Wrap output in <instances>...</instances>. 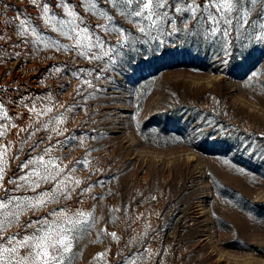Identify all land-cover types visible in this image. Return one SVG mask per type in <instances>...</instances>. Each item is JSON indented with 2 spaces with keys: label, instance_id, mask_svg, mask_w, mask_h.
<instances>
[{
  "label": "rangeland",
  "instance_id": "374dc122",
  "mask_svg": "<svg viewBox=\"0 0 264 264\" xmlns=\"http://www.w3.org/2000/svg\"><path fill=\"white\" fill-rule=\"evenodd\" d=\"M69 2L92 27L109 24L85 12L81 0ZM0 6V35L10 38L0 40V111L8 116H0L6 130L0 144L18 157L8 161L5 186L23 174L19 165L35 141L44 139L31 155L48 144L59 149L62 166L75 168L70 175L81 181L76 193L87 191L29 216L64 204L92 214L74 244L72 264H124L125 257L137 264H264V42L254 39L264 23L259 5L246 0L248 20L257 26L245 25L225 54L219 34L206 40L195 30L180 31L162 36L163 43L150 40L106 0H97L111 23L130 30L137 42L107 66L101 74L107 79L95 88L73 70L98 72L103 61L21 43L17 25L24 17L60 43L74 41L44 25L30 0H0ZM97 32L112 45L120 39ZM33 103L53 111L37 118L29 110ZM61 113L59 134L43 129ZM145 249L151 258L145 253L141 260Z\"/></svg>",
  "mask_w": 264,
  "mask_h": 264
},
{
  "label": "snow or ice",
  "instance_id": "6c2138e0",
  "mask_svg": "<svg viewBox=\"0 0 264 264\" xmlns=\"http://www.w3.org/2000/svg\"><path fill=\"white\" fill-rule=\"evenodd\" d=\"M106 2L150 40L163 43L162 36L173 35L180 31L191 35L195 30L206 40L216 38L219 34L218 42L225 54L230 52L229 42L234 43L235 39L244 35L245 25L257 26L256 19L248 20L251 8L245 7L246 0H202V2L201 0H106ZM30 3L40 9V18L44 25L50 26L60 36L74 43H60L40 31L32 19L17 17L20 19L17 25L18 34L24 37L21 43L35 45L44 43L46 47L76 51L77 56L90 61H103L105 66L100 67L98 72L96 69L73 70L74 75L85 74L83 83L89 88H95L98 81L107 79L106 76L101 75L107 71V66L117 63L121 52L137 42V38L133 37L130 30L111 23L113 16L103 8H98L97 0H81V4L87 5L85 12L98 14L109 21V24H97L95 27H92L78 12V5L72 4L69 0H57L53 6H50L47 0H30ZM249 3L253 6L259 5L257 16L264 19L261 15L264 13V0H249ZM56 8L61 9V12L57 13ZM2 9L3 6H0V11ZM179 24L184 26L183 29L178 26ZM258 27L261 32L254 39L264 42V23H260ZM97 29H102L105 33H116L120 39L112 45L104 36L98 34ZM29 36L33 39H28ZM6 39L10 38L0 35V40ZM248 54L250 55V52ZM56 71L59 69L57 68ZM255 75L256 73H253V76ZM77 95H82L81 89H77ZM88 98L83 96V100ZM48 99L51 102L52 98ZM79 103L74 101V106H79ZM3 107V103L0 102V110ZM29 110L39 118L51 113L53 106L38 109L33 103ZM65 111H72V107ZM0 116L8 119L7 113L3 111H0ZM63 123L61 113L59 116H52L42 127L44 130L59 134V126ZM20 131L26 129L21 128ZM36 131H40V128ZM5 134L6 130L0 128V138ZM32 134L29 132V136L21 141V144L26 143ZM41 143H44L43 138L30 145V152L26 153L28 158L19 165L23 174L7 180V184L13 185L11 188L5 186L4 178L8 171V161L18 157L9 155V147L0 144V188L3 189V193L0 194V264H72V259L77 254L74 251V244L80 239L82 225L87 224L88 218L92 215L71 204H64L62 207L49 209L45 215L36 219L29 216V213L35 215L49 205H58L62 200L72 199L73 193H76V189L81 184L79 179L70 175L76 170L75 168L66 171V166H62L63 158L57 155L59 149L54 145L48 144L36 155L30 154L35 152ZM21 150L18 149V152ZM46 185L49 187H45ZM84 191L87 189H80L76 195H81ZM24 217L28 218L22 219ZM13 228L16 230L10 231ZM110 235L116 238V233ZM145 253L151 258V253L145 249L143 253L138 254L141 260ZM124 264H137V260L125 257Z\"/></svg>",
  "mask_w": 264,
  "mask_h": 264
}]
</instances>
